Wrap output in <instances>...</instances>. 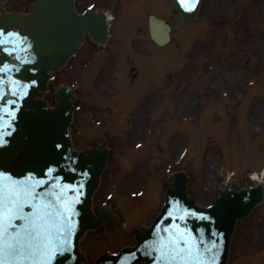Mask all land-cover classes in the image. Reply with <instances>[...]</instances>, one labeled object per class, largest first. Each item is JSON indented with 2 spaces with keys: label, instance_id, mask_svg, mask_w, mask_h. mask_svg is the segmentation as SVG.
<instances>
[{
  "label": "rangeland",
  "instance_id": "rangeland-1",
  "mask_svg": "<svg viewBox=\"0 0 264 264\" xmlns=\"http://www.w3.org/2000/svg\"><path fill=\"white\" fill-rule=\"evenodd\" d=\"M31 1L9 0L6 7L26 12ZM130 1L128 7L119 9L117 23L122 27L113 22V41L107 51L128 49L139 69L128 53H115L117 62L108 69L116 83L109 86L108 76L103 74L107 63L102 66V76L96 78V65L83 66L96 52L88 44L54 81L55 85L79 87L80 109L73 123L76 147L100 143L113 148L97 200L113 191L109 188L114 184L118 193L130 194L146 186L148 178H152L149 185L153 180L163 183L167 168L169 173L175 169L191 173V192L204 205L214 201L219 183L229 177L237 178V188L257 183L252 175L264 179V0H204L201 18L194 24L183 22L174 9L170 11L167 0ZM84 4H79V10ZM145 7L151 10L145 11ZM151 11L161 12L173 24L170 44L159 47L152 42L147 25ZM146 53L154 58L152 65L138 57ZM90 71L93 74L85 77L84 72ZM104 87L109 94L102 96ZM47 97L55 103L52 92ZM115 106L124 113L116 116ZM98 120H102L98 126L103 130L94 132ZM137 143L144 146L138 150ZM120 168L124 171L119 172ZM156 184L151 185L145 205L137 213L136 202L124 199L131 221L145 222L157 211L163 189ZM117 226L109 228L106 238H96L101 247L115 249L132 243L131 228L124 224L119 230ZM116 230L120 231L118 237ZM234 235L229 264L242 260L243 264H264V203Z\"/></svg>",
  "mask_w": 264,
  "mask_h": 264
},
{
  "label": "water",
  "instance_id": "water-1",
  "mask_svg": "<svg viewBox=\"0 0 264 264\" xmlns=\"http://www.w3.org/2000/svg\"><path fill=\"white\" fill-rule=\"evenodd\" d=\"M4 1L0 0V3ZM174 2L185 18L193 20L197 17L199 0H192L191 4L189 0ZM32 11L31 14L21 15L6 13L0 7V42L3 43L0 44V140L3 141L0 143V189L11 186L13 182H22L18 186H26L28 180H34L44 184L51 198V202L40 204L47 206L40 208L44 209V213L48 212L45 211L47 208H62L64 201L69 210L74 207L80 211V229L76 232L71 233V230L41 221L46 225V233L56 249L50 253V264H79V238L87 228L97 224L89 211L90 196L98 186L108 151L106 148H94L88 150L89 154L86 155L85 152L71 150L69 128L74 102L69 98L73 95L69 87L61 86L56 90L59 103L55 108H49L40 97L41 90L46 88L49 70L57 69L65 62L80 44L84 31L90 30L95 38L105 33L107 25L105 19L92 13L78 16L73 0H36ZM15 26L19 27L16 31ZM157 26L166 25L163 21L152 20L155 39L164 43L168 38L160 37L154 31ZM20 54L26 58L23 59ZM30 171L33 172L31 176ZM46 171L53 176L38 181L36 175L43 176ZM60 174L71 181L66 190L63 185L67 181L62 180ZM179 186L185 187V180L177 179L170 189L175 190ZM224 188L215 206L202 209H207L205 216L208 218L195 222L197 228L202 226L208 235L221 232L230 237L237 220L244 217L263 195L261 185L243 192L233 191L229 183ZM189 200L194 203L192 199ZM35 206L22 204V211L17 215L30 219H15V227L9 229L0 246L5 242L14 243L11 237L16 232L21 233L20 239H30L25 233L31 231L27 225L35 214L29 209ZM71 223L74 230L78 222L71 218ZM181 257L184 256L181 254ZM102 258L105 260V257ZM34 261L40 264L38 252L33 260H25L22 264H34Z\"/></svg>",
  "mask_w": 264,
  "mask_h": 264
},
{
  "label": "snow or ice",
  "instance_id": "snow-or-ice-1",
  "mask_svg": "<svg viewBox=\"0 0 264 264\" xmlns=\"http://www.w3.org/2000/svg\"><path fill=\"white\" fill-rule=\"evenodd\" d=\"M0 143L3 141L0 140ZM18 183L22 184V182H13L11 186L6 185L0 189V241H4L9 229L15 227L13 224L15 219H24L25 221L30 219L17 215V212L22 211V204H31L35 196L27 186H18ZM35 207L39 211L41 206L36 205ZM44 220L45 215H35L31 218V222L27 225L31 231L25 233L26 237L30 239L22 240L20 239L21 233L16 232L11 237L15 241L14 243L5 242L0 246V264H22L25 260H33L37 252L40 256V264H50V253H54L56 249L46 233V225L41 223ZM32 241H38V243L33 244Z\"/></svg>",
  "mask_w": 264,
  "mask_h": 264
}]
</instances>
